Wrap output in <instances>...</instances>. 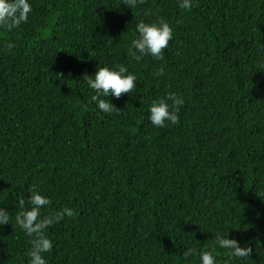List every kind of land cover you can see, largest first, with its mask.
<instances>
[{
    "label": "trees",
    "instance_id": "16d2710c",
    "mask_svg": "<svg viewBox=\"0 0 264 264\" xmlns=\"http://www.w3.org/2000/svg\"><path fill=\"white\" fill-rule=\"evenodd\" d=\"M32 6L0 30V264H29L15 217L32 187L52 201L42 215L75 213L46 230L48 264H199L203 248L219 264H264V0ZM161 19L174 29L163 59H134L137 23ZM120 64L137 89L105 114L82 79ZM170 92L185 101L179 120L156 128L148 107ZM220 236L251 254L230 258Z\"/></svg>",
    "mask_w": 264,
    "mask_h": 264
},
{
    "label": "clouds",
    "instance_id": "9594fccd",
    "mask_svg": "<svg viewBox=\"0 0 264 264\" xmlns=\"http://www.w3.org/2000/svg\"><path fill=\"white\" fill-rule=\"evenodd\" d=\"M194 2L195 0H178L179 7L186 11L192 10ZM143 3L144 0H123V4L130 9ZM32 12V0H0V30L11 32L28 23ZM147 15L149 14L146 12L145 16ZM136 32V38L131 41L128 49L129 54L136 60L144 56H151L156 60L163 59L164 50L174 37L173 27L163 19L156 22L141 20L136 25ZM13 47L12 43L7 44L8 49ZM163 75V68L155 73L156 77ZM82 80L94 93L91 95V102H94L102 113L110 114L119 110L110 102L109 97L119 98L124 93H133L137 89L138 78L135 73L129 72L125 65L120 64L114 67L97 66L94 75H84ZM184 102V99L174 92L168 93L165 98L153 100L148 107L150 123L156 128L176 124ZM29 193L27 200L30 207L24 208L23 200L19 202L21 211L16 215L15 223L26 236L32 238L27 253L29 264H48L45 254L53 250L54 244L46 230L65 217H73L75 213L72 208L64 207L55 213L42 215V209L51 205V199L36 187H32ZM9 221V213L0 208V226L9 224ZM216 245L219 249L229 252L230 258H248L252 252L251 248L241 247L236 239H229L227 236L218 237ZM214 251L215 249H201L198 253L199 264H219ZM192 254V249L186 248L183 256L187 259Z\"/></svg>",
    "mask_w": 264,
    "mask_h": 264
}]
</instances>
